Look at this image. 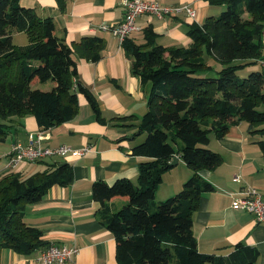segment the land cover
Instances as JSON below:
<instances>
[{"label":"trees","instance_id":"trees-1","mask_svg":"<svg viewBox=\"0 0 264 264\" xmlns=\"http://www.w3.org/2000/svg\"><path fill=\"white\" fill-rule=\"evenodd\" d=\"M68 1L56 0L61 11ZM208 1L223 9L201 23L191 22L187 45L158 43L150 26L142 43L129 38L122 43L132 74L149 88L147 110L137 123L127 122L131 116L110 119L144 134L131 149L147 158L138 165L136 181L119 178L113 184L99 180L92 185V197L101 203L98 219L115 239L117 264L257 261L256 247L242 242L228 256L202 252L192 231L200 197L215 189L201 171L214 170L223 160L207 147L211 136L221 138L240 122L249 133L264 135V111L259 109L264 104V0ZM15 32H24L28 42L14 43ZM104 48L105 40L98 36L68 44L55 33L51 16L39 15L20 0H0V142L10 132L7 121L12 117L31 114L43 130L71 120L79 93L104 123L97 100L77 71L78 58L96 62ZM46 82L53 84L48 90L33 87ZM257 143L264 154V139ZM176 155L192 173L178 192L156 201L157 187ZM72 180L67 162H48L28 176L15 171L0 175V254L8 249L27 257L50 244L40 228L24 221V214L53 185ZM115 198L126 203L112 212L106 202Z\"/></svg>","mask_w":264,"mask_h":264},{"label":"crops","instance_id":"crops-1","mask_svg":"<svg viewBox=\"0 0 264 264\" xmlns=\"http://www.w3.org/2000/svg\"><path fill=\"white\" fill-rule=\"evenodd\" d=\"M160 4H189L197 11V22L210 15H218L223 6L210 4L208 0H156ZM25 7L35 8L41 16H51L55 21V33L71 44L84 36H98L105 40L101 58L91 62L77 59L79 80L97 100L101 116L99 121L86 97L78 94V111L71 120L47 130L43 141L50 146L69 145L79 148L92 146L81 157H47L34 162H23L17 169L7 167L8 153L14 142L27 143L29 133L42 130L33 115L12 117L7 121L10 132L0 142V175L9 171L23 176L42 171L46 163H70L73 169L71 183L53 185L47 194L31 205L24 214V221L42 230L49 243L78 247V252L65 264H117L115 239L98 219L101 203L92 197L95 181L113 184L119 178L136 181L138 165L147 159L132 154V146L144 139L135 126L120 127V120L113 117L131 116L127 122L137 123L147 110L148 85H142L131 72V61L122 45L108 30H101L102 23L118 22L124 15L121 0H69L66 10L59 9L56 0H20ZM191 22L184 15H171L163 19L147 14L136 19L137 30L129 35L136 43L144 41V30L152 27L156 41L164 46L187 45L190 38L187 28ZM19 39V41L17 40ZM13 41L26 44L24 32H15ZM51 82L37 83L33 87L48 90ZM264 135L251 134L245 122L232 125L221 138L211 136L207 147L222 156V162L214 170H203L201 175L215 189L204 193L193 214L192 231L197 247L202 252L228 256L239 242L256 247L259 255L255 264H264V223L243 209L234 208L233 194L244 187H254L264 193V154L257 141ZM192 171L179 160L163 174L155 199L160 201L178 192ZM238 177L237 180L234 178ZM126 203L123 198L108 200L112 212ZM42 251V250H41ZM40 250L22 257L13 250H2V264H40Z\"/></svg>","mask_w":264,"mask_h":264},{"label":"built area","instance_id":"built-area-1","mask_svg":"<svg viewBox=\"0 0 264 264\" xmlns=\"http://www.w3.org/2000/svg\"><path fill=\"white\" fill-rule=\"evenodd\" d=\"M124 7V15L118 22L102 23L98 27L108 30L122 45L129 35L138 29L136 19L139 15L147 14L163 19L171 15H184L190 22H197V11L189 4H160L156 0H121ZM264 64V62H263ZM48 135L47 130H40L36 134L29 133L27 143L16 141L12 144L8 153L7 167L15 170L23 162H34L47 157H64L71 155L81 157L92 150V146L84 145L74 148L69 145L50 146L43 141ZM235 180L238 177L234 178ZM234 208L248 211L258 223H264V193L254 187H244L233 194ZM78 252V247L68 244L50 243L40 251L37 260L40 264H65Z\"/></svg>","mask_w":264,"mask_h":264},{"label":"rangeland","instance_id":"rangeland-1","mask_svg":"<svg viewBox=\"0 0 264 264\" xmlns=\"http://www.w3.org/2000/svg\"><path fill=\"white\" fill-rule=\"evenodd\" d=\"M223 9V8H222ZM18 41H19V39H17ZM264 41V40H263ZM256 67V65H254V66H249V67H247V69H245V70H243L242 72H241V74H246V73H248L250 70H251V68H255ZM259 109L260 110H262V111H264V104H262L260 107H259ZM175 194V193H174ZM162 200H164V199H162Z\"/></svg>","mask_w":264,"mask_h":264},{"label":"water","instance_id":"water-1","mask_svg":"<svg viewBox=\"0 0 264 264\" xmlns=\"http://www.w3.org/2000/svg\"><path fill=\"white\" fill-rule=\"evenodd\" d=\"M178 160H179V156L176 155V156H174V157L169 161V163H170V165L172 166V165H175V164L177 163Z\"/></svg>","mask_w":264,"mask_h":264}]
</instances>
